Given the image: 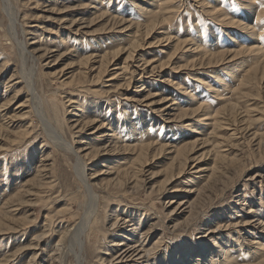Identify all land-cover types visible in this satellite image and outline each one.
Segmentation results:
<instances>
[{
    "label": "rangeland",
    "instance_id": "1",
    "mask_svg": "<svg viewBox=\"0 0 264 264\" xmlns=\"http://www.w3.org/2000/svg\"><path fill=\"white\" fill-rule=\"evenodd\" d=\"M154 1L0 0V123L15 116L0 132V214L9 227L20 226L0 232V264H77L70 230L87 217L93 226L85 264H121L130 248L158 241L156 255L134 264H264V56L247 52L210 69L198 62L182 68L195 60L189 43L224 58L252 47V31L229 27L232 20L256 31L264 53V21H257L264 0H176L167 22L147 35L144 11ZM12 22L27 59L10 37ZM175 41L188 48L175 52ZM105 51L118 53L100 78L86 62ZM145 61L167 68L158 72ZM199 105L198 114L181 116ZM218 112L226 129L220 138L237 130L215 149L229 158L223 163L212 150L215 121L202 117ZM85 121L94 123L82 129ZM105 132L115 133L114 141ZM56 137L80 152L95 201L75 156ZM194 140L184 174L172 177L177 150ZM142 145L150 150L141 163L134 150ZM118 158L120 170L132 165L128 176H117ZM199 161L204 171L197 174ZM132 169L138 173L131 179Z\"/></svg>",
    "mask_w": 264,
    "mask_h": 264
},
{
    "label": "bare ground",
    "instance_id": "2",
    "mask_svg": "<svg viewBox=\"0 0 264 264\" xmlns=\"http://www.w3.org/2000/svg\"><path fill=\"white\" fill-rule=\"evenodd\" d=\"M175 1L176 0H156V1H154L155 2V6H153V7H151V9L150 8H147V9H145V11H144V15H145V17H147L148 18V20H149V23H151V24H149L148 26H147V29H148V33H147V35L149 34V32H152V30H154V28L155 27H158V26H161V25H164L166 22H167V20L169 19V16H170V13H172V10H173V8H172V5H174L175 4ZM10 6V5H9ZM8 16V15H7ZM16 16V15H15ZM16 18V17H15ZM264 21V14L262 13V14H260V17H258V19H257V21ZM18 22V21H17ZM11 23V22H10ZM19 24V23H18ZM231 25L232 26H229V27H234V28H237V29H241V31L242 32H244V33H247V32H251L252 31V33H250L249 35H248V37L250 38V41H252L253 42V46L252 47H241L240 48V50H239V52L237 53V54H235V55H232V56H229V57H226V58H224V55H218V56H214V55H210V53L207 51V50H205V48H203L202 46H200L198 43H189V44H192V46L190 47L189 46V48L188 47H185L186 46V42H180V41H175V43L176 44H174V46H175V52H178V51H182L183 49H185V48H188L187 50H186V52L188 53V52H191V53H193V52H195V55H193L194 57H195V60L194 61H192L191 63H189L187 66H185V67H182V68H188V66H190L191 68H196V66H194L197 62L198 63H201L202 65H205V66H207V68H205V69H210L213 65H218V64H220V63H222V62H224V61H226L227 59H230V61H235V59H238V57L240 56V55H242V54H244V53H249L250 55H252V56H255V55H257V57H255V58H260V57H262V56H264V53L262 52V48L259 46V45H257V42L255 41V39H257V38H255V37H257V36H255V35H257V33H256V31L255 30H253V28L251 27V26H248L247 24H245V23H242L241 21H239V22H234L233 20L231 21ZM8 26H9V24H8ZM227 26V25H226ZM15 24L12 22V33H13V35L11 34L10 35V37L12 36L13 37V39H14V44H15V48H18V51H19V58H21V57H28V55H30L29 53H28V51H27V47L24 45V41H22L21 39H19L18 38V36H17V33L15 32ZM22 30H23V28H22ZM226 31H228V30H226ZM22 34H24V33H22ZM261 36L264 38V29H263V32H262V34H261ZM166 39H164L165 40V42H167V41H171V38H170V35L169 34H167L166 33ZM9 38V37H8ZM248 38V39H249ZM247 39V38H246ZM12 40V39H11ZM134 42V43H133ZM132 43V47H134V48H137L139 45H141L140 43H139V41L137 40V41H133ZM13 44V45H14ZM26 44V43H25ZM137 45V46H136ZM195 47V48H194ZM191 49H193V50H191ZM191 50V51H190ZM105 54L104 55H102V56H100L101 54L100 53H98L97 54V57H94V64L93 63H91L90 64V66L88 67V64L90 63V61H92V60H87V62H86V65H87V68H86V66H85V68L86 69H90L92 72H94V71H97V73L96 74H98L99 75V77L101 78V77H103V76H105L106 75V73L109 71V67L113 64V61H114V58L117 56V53L118 52H109V53H107L106 51L104 52ZM192 55V54H191ZM31 56V55H30ZM129 56H132V53H129ZM25 57V58H26ZM171 57V56H170ZM32 58V57H31ZM30 58V60H32ZM27 59V58H26ZM33 59H35V58H33ZM242 59V58H241ZM21 60H23V59H21ZM25 60V59H24ZM29 60V61H30ZM36 60V59H35ZM34 60V61H35ZM26 61V60H25ZM24 61V62H25ZM34 61H33V63H34ZM23 62V61H22ZM97 65V66H96ZM144 66L145 67H153L152 69H156V70H158V72H162L165 68H167L166 67V64H154V62L153 63H150V62H148V61H145L144 62ZM257 67L258 66H256L255 67V69H254V71L251 73V75H250V80H254V79H256V78H254L253 79V77H255V72H258V70H257ZM129 67L128 66H126V67H124V70L125 69H128ZM260 68V67H259ZM258 68V69H259ZM1 69V68H0ZM138 69H140V68H138ZM176 70H179V69H176ZM121 71H123V69L121 70ZM141 71H144V70H141ZM180 71H181V69H180ZM85 72V71H84ZM176 72V71H175ZM24 73V72H23ZM22 73V74H23ZM133 74H135L134 73V71L132 72ZM250 73V72H249ZM231 74H233V73H231ZM256 75H257V73H256ZM232 76V75H231ZM110 79H116V78H110ZM100 80V79H99ZM98 80V81H99ZM31 81V80H30ZM168 82L169 83H172V81L169 79L168 80ZM29 84V83H28ZM173 84V83H172ZM30 86H31V84H30ZM205 86L207 87L206 89L207 90H209V91H213V87H211V86H209V84L208 83H206L205 82ZM31 87H33V86H31ZM181 90H182V95H188V96H190L191 98L190 99H192V101H195V98H194V96H191V93L188 91V88H186V87H180V86H178ZM32 89V88H31ZM30 94V93H29ZM33 96H35V93H34V90H33ZM32 96V97H33ZM161 101V100H160ZM168 101V100H167ZM198 103V102H197ZM159 105H162V104H159ZM173 105H176V103H173ZM197 105H193L192 107H196ZM172 108V107H171ZM175 108H177V106L175 107ZM4 109H5V106H2L1 108H0V119L2 118L3 120H4V116L2 115V112L4 111ZM193 109H195V110H193ZM192 110H183V111H181V116L183 117V115H185V114H187V113H191V114H193V115H195V114H198L200 111H201V109H202V106H200L199 105V107H197V108H193ZM38 111V110H37ZM203 112V111H202ZM221 113V112H220ZM219 112L217 113V114H214L213 116L212 115H210V114H203V116L202 117H204V116H208V120H210V121H215V124H214V128H213V131H212V134L211 135H213L212 137H215V138H217V145L216 144H214V142L212 143V145H213V151H215V149L217 148L218 149V147L219 146H227V142H228V140H231V141H233L234 139H236V135H237V130H233L232 132L233 133H231V134H229L228 135V137L227 138H225V139H222V138H220L219 137V134L217 133L218 131H221V130H226V129H223L224 127L222 126V120H220V119H218V117H221V116H223L222 114H220ZM261 113V112H260ZM13 117V116H12ZM9 118L8 120H10V121H7V123L5 122L4 123V121H3V123H0V132L1 131H4V130H7L8 129V127H9V125L11 124V123H13V122H15L13 119L15 118V116H14V118ZM201 118V117H200ZM1 121V120H0ZM224 121V120H223ZM49 123V122H48ZM94 122H89V121H85L84 122V125H82L81 126V128L83 129V127L85 126V125H87V124H93ZM50 124V123H49ZM207 125V124H206ZM48 128V127H47ZM100 128V130H102L103 128H104V126L103 127H99ZM98 128V129H99ZM229 128V127H228ZM45 129V128H44ZM54 129H55V127H54ZM81 130V129H80ZM230 130H232V129H230ZM229 130V131H230ZM54 131V130H53ZM57 131V130H56ZM113 132V131H112ZM53 133H55V132H53ZM58 133V132H57ZM27 134V133H26ZM101 134H103V136H104V138H112L113 139V141H114V138L113 137H115V135H113V134H115V133H111V134H109V133H107V132H105V133H101ZM57 135V134H56ZM58 136V135H57ZM113 136V137H112ZM218 136V137H217ZM208 138V137H207ZM221 140V141H219V140ZM233 139V140H232ZM55 141H56V143L58 142L59 144H60V147L61 148H63L64 150H66V151H69V152H71L74 156H75V158H76V162L78 163V166L81 168V172H82V177H84L83 179H84V183H86V187H87V189H88V191L90 192V195H91V197H92V199H94V201H95V194L93 193V192H91L92 190V188L90 189V186L88 185V182H87V177H86V170H85V166L87 165L83 160H82V158L83 157H81V154H80V152H78L77 150H76V148H74L71 144H69L68 142H65V141H63V139L61 138V137H56V139H55ZM199 140H194V142H189V143H185L184 144V147H182V148H180L179 150H177V152H176V154H175V158L173 159L175 162H177L178 163V168H176V173L174 174H172L173 176L172 177H175V176H181L182 174H184V172H185V168H186V166H187V163H188V156H189V154H190V152L192 151V147L193 146H196L195 145V142H198ZM207 140L205 139L204 141H202V142H206ZM260 142V141H259ZM117 143V142H116ZM229 143V142H228ZM198 144V143H197ZM230 144H232V143H230ZM260 144H261V142H260ZM53 145V144H52ZM115 145V150L116 149H119V147L118 146H116V144H114ZM259 146V145H258ZM162 148H163V146H162ZM161 149V148H160ZM150 150V146H148V145H142V146H140V148H137L136 150H134V152H136V155H137V158H136V161L137 162H141L140 160H141V158L144 156V155H146L147 154V152ZM105 151H107V150H105ZM216 152V155L214 156L217 160L216 161H220V163H223V162H226V161H228L229 160V158H227L224 154H222V153H220L221 151H215ZM86 158V157H85ZM144 158V157H143ZM46 159V158H45ZM122 160H124V159H120V158H118L117 159V161H115L116 162V166L118 167V170L119 171H117V176L118 175H127V174H129L130 173V171H131V166L130 167H127L126 169H123V170H120L119 168H120V163H122L123 161ZM235 161H237V159H234ZM142 163V162H141ZM199 163H201V161H199L198 163H196V165L195 166H193L192 167V169L194 170L195 169V173H197V174H199L201 171H204V169H201V166H203V165H200ZM232 163V162H231ZM240 163V162H239ZM174 164V163H173ZM42 167H43V165H42ZM47 167V166H46ZM45 168V167H44ZM44 168H42V170H41V172H39L40 174L43 172L44 173V171H45V169ZM135 169V168H134ZM134 169H132V170H134ZM219 169V168H218ZM224 169V168H223ZM220 170V169H219ZM218 170V171H219ZM209 171H211V170H209ZM48 173V172H47ZM137 171H133V172H131V175H130V178H131V176H132V178L134 177V176H136L137 175ZM215 173H217V167H214V169L211 171V174H212V176L215 174ZM42 176H43V174H42ZM46 176V175H45ZM128 176V175H127ZM137 177V176H136ZM131 178V179H132ZM42 179V178H41ZM90 180V179H89ZM120 180H123L122 178L120 179ZM138 183V182H137ZM137 183H136V185H137ZM88 192V193H89ZM187 192H191L192 193V191H187ZM200 192V191H199ZM199 194V193H198ZM97 196V195H96ZM200 196V195H199ZM90 197V198H91ZM89 198V199H90ZM181 205V204H180ZM93 206H95V205H93ZM96 207V206H95ZM95 207H92V208H94V211H92L91 213L92 214H94L95 212H96V208ZM87 208H89V207H87ZM89 211H90V208H89ZM3 211H1V213H2ZM252 212V211H251ZM3 214H5L4 216H3ZM2 215L0 214V226H4L6 229H3V227H1L0 228V232H5V233H11L12 232V230L13 229H16L18 226H16V228L15 227H9V225H7L3 220L4 219H1V216H3V217H6L7 216V214H6V212L5 213H3ZM92 214H90V215H92ZM88 215V214H87ZM95 216V215H94ZM238 216V215H237ZM2 217V218H3ZM89 218L90 217H87V218H84V219H81V220H79L80 222L76 225V226H74L71 230H70V232H71V238H70V242H71V244H72V246H71V248L72 249H74L75 248V250H74V255H75V262L77 263V264H83L84 263V254H85V246H86V243L89 241V237H87L86 235L88 234L89 235V233H88V230L89 229H91L92 228V226H91V222L89 221ZM95 218V217H94ZM217 218V217H216ZM216 218H215V220H216ZM230 219H232V218H230ZM91 220V219H90ZM13 222V221H12ZM213 222H211V224H212ZM9 224V223H8ZM93 224V223H92ZM154 225V224H153ZM152 225V226H153ZM151 226V227H152ZM246 226V225H245ZM9 227V228H8ZM20 227V226H19ZM18 227V228H19ZM216 229H218V230H220L221 229V226H217L216 227ZM216 229H214V230H216ZM212 230V229H211ZM150 230H148V231H146V232H144L143 234V238L145 237V241H146V239L148 238V236H149V234H148V232H149ZM42 233H44V232H42ZM41 233V234H42ZM46 233V232H45ZM68 235H69V233H68ZM43 236V235H42ZM69 237V236H68ZM66 238H67V236H66ZM40 239H42V238H40ZM61 240V239H60ZM64 240H65V238H64ZM144 241V243H146ZM61 242H62V240H61ZM64 243V242H63ZM159 244H160V241H158V243H156L155 245H156V247H154L153 246V248L152 249H146V246H144V244L143 245H139L138 246V248H136V249H132V248H130L128 251H126V252H124V254H123V256L121 257V260L118 262V263H121V264H134V263H138L139 262V259L140 260H144V259H146L147 257H148V255L150 254V255H156L155 254V252L157 251V246H159ZM255 244V243H254ZM60 245V244H59ZM116 245V244H115ZM126 244L125 243H120V244H118V246H125ZM200 248H199V253L200 254H202V253H204V252H206V248L205 247H203V245L202 246H199ZM256 253L257 254H259V253H261L262 252V250H263V248H261V246H260V248L257 246L256 248ZM56 250V249H55ZM57 251H59V249H57ZM56 251V252H57ZM140 252V253H139ZM262 254L264 255V252H262ZM66 255V254H65ZM73 255V256H74ZM66 257V256H65ZM192 257V255H190V258ZM109 258H111V256L109 257ZM192 259V258H191ZM35 260V259H34ZM7 261V260H6ZM175 261V260H174ZM173 261V262H174ZM128 262V263H127ZM176 262V264H178V262L177 261H175ZM174 262V263H175ZM180 263V262H179ZM85 264V263H84ZM141 264V263H140Z\"/></svg>",
    "mask_w": 264,
    "mask_h": 264
}]
</instances>
